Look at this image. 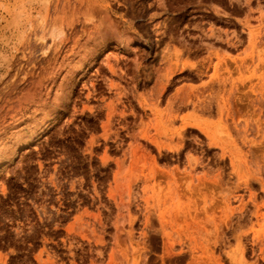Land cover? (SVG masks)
Returning a JSON list of instances; mask_svg holds the SVG:
<instances>
[{"label":"rangeland","instance_id":"374dc122","mask_svg":"<svg viewBox=\"0 0 264 264\" xmlns=\"http://www.w3.org/2000/svg\"><path fill=\"white\" fill-rule=\"evenodd\" d=\"M0 264H264V0H0Z\"/></svg>","mask_w":264,"mask_h":264},{"label":"bare ground","instance_id":"6f19581e","mask_svg":"<svg viewBox=\"0 0 264 264\" xmlns=\"http://www.w3.org/2000/svg\"><path fill=\"white\" fill-rule=\"evenodd\" d=\"M105 0H101V2H104ZM88 4H89V1H88ZM99 4V3H98ZM83 6H84V4H83ZM82 6V8H81V10L83 11V9H84V7ZM88 6H90V4L88 5ZM88 6H86V8H85V10H84V15L86 16V17H90V18H95V15L97 16V14H101V13H104L103 12V10H101V8H98V7H96V8H94V9H89V8H87ZM103 6V5H102ZM149 6V5H148ZM93 8V7H92ZM101 10V11H99V10ZM106 10H107V12H108V8H106ZM106 13V12H105ZM85 17V20L87 19ZM73 23V22H72ZM105 23V22H104ZM104 23H100L99 25H97V26H95V28H91L92 29V31H93V29H94V31H93V33L92 34H118L117 33V29L116 28H113L111 25H108V24H104ZM74 25L73 24H71V22H70V26H67V27H72V28H74L73 27ZM72 28H71V30H72ZM129 28V27H128ZM69 29V28H68ZM74 31V30H73ZM73 31H71V32H73ZM157 31V30H156ZM91 34V33H90ZM123 34V33H122ZM93 52V51H92ZM95 52V51H94ZM87 53V52H86ZM86 58H87V56L85 55L84 57H83V59L81 60L82 61V63L83 62H85V60H86ZM73 76V75H72ZM74 77V76H73ZM49 124V118H46V120H45V122H44V125H43V128H42V130L41 131H43V130H45V129H47V125ZM46 131V130H45Z\"/></svg>","mask_w":264,"mask_h":264}]
</instances>
